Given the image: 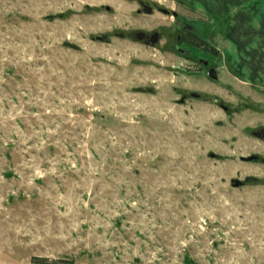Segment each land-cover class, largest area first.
Returning <instances> with one entry per match:
<instances>
[{"label":"rangeland","instance_id":"obj_1","mask_svg":"<svg viewBox=\"0 0 264 264\" xmlns=\"http://www.w3.org/2000/svg\"><path fill=\"white\" fill-rule=\"evenodd\" d=\"M111 1L0 0V264H264V0Z\"/></svg>","mask_w":264,"mask_h":264},{"label":"flooded vegetation","instance_id":"obj_2","mask_svg":"<svg viewBox=\"0 0 264 264\" xmlns=\"http://www.w3.org/2000/svg\"><path fill=\"white\" fill-rule=\"evenodd\" d=\"M184 1L185 0H179L180 4H184L185 3ZM111 2L113 4L104 5V8L108 12L112 11L114 8L116 9L117 6L120 7L121 4H119V3H125V2H127V0H112ZM156 2L161 3V0H152L153 5L157 7L158 4H156ZM170 2H174V0H171ZM148 3H149V1L145 2L144 0H134V4L135 5L133 6V8H134L133 10L136 11L137 13H139V14H141L143 11L144 12L151 11V13H152L153 9L151 8L150 4H148ZM161 5H163V4L161 3ZM162 10L173 12V13L176 12L175 8H173V6H169V5H167L166 9H162ZM184 28L185 29L181 32V34L176 37L177 40H178L177 42H178L179 45H181V46L186 45V46H188L190 48H193V49H196V50H200V51L204 52L205 54L212 55L213 57H218L219 56V54H220L219 50L216 49V47H214L212 44H210L209 42H207L206 40H204L203 38L198 36L196 34L195 30H194V27L186 24ZM141 33L143 34V36H142V39H141L140 42H144L145 44H153L152 43L153 36L156 35L157 33H154V34L150 35V34L142 32L140 30L139 31L135 30V31H133L130 34V36L132 38H134L135 40H137V38L140 36ZM190 33L196 35L201 41H203L206 45H208V50H206V49L204 50V49H201V48L199 49V48L193 46L191 43H189L188 34H190ZM159 40H160V37H159ZM199 44H200V42H199ZM181 46H179V47H181ZM187 58H189V57H187ZM193 61H196V59L193 58ZM203 64L207 65L206 62H203ZM254 88H256V86H254ZM260 88H262L261 90H262V92H264V86L260 87ZM251 136L254 139H258L259 141H261L264 144V125L255 126L253 128V130L251 131ZM247 160L250 161V162H257V161L260 160V158H259L258 155L255 154V155H250V158L247 159Z\"/></svg>","mask_w":264,"mask_h":264},{"label":"trees","instance_id":"obj_3","mask_svg":"<svg viewBox=\"0 0 264 264\" xmlns=\"http://www.w3.org/2000/svg\"><path fill=\"white\" fill-rule=\"evenodd\" d=\"M188 41L191 43L193 46L201 49H206L208 50V45H206L203 41H201L196 35L194 34H188ZM200 42V44H199ZM218 53V52H217Z\"/></svg>","mask_w":264,"mask_h":264},{"label":"water","instance_id":"obj_4","mask_svg":"<svg viewBox=\"0 0 264 264\" xmlns=\"http://www.w3.org/2000/svg\"><path fill=\"white\" fill-rule=\"evenodd\" d=\"M146 13L150 14L151 11H146ZM142 36H143V34L141 33L140 36L137 38V40H138V41H141ZM159 37H160V36H159L158 33H157L156 35H154V36H153V39H152V43H153V44L158 43V42H159ZM98 40H102V41H104L105 38H98ZM195 96L197 97V95H195Z\"/></svg>","mask_w":264,"mask_h":264}]
</instances>
